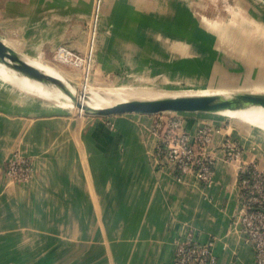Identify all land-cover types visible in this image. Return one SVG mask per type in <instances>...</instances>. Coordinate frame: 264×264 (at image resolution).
<instances>
[{
	"label": "crops",
	"instance_id": "0c3cea01",
	"mask_svg": "<svg viewBox=\"0 0 264 264\" xmlns=\"http://www.w3.org/2000/svg\"><path fill=\"white\" fill-rule=\"evenodd\" d=\"M94 3L0 0V41L22 59L39 60L69 78L74 73L60 69L59 52L87 47ZM235 3L243 7L237 19L203 17L202 30L186 18L188 0H102L111 24L98 38L100 46L140 63L147 56L161 61L170 50L169 77L197 76L204 88L264 95L263 16L253 19L244 12L246 1ZM133 14L138 33L153 39L148 53L146 42L144 48L130 39ZM162 19L169 24L156 26ZM168 32L173 51L157 37L165 40ZM0 110V264H172L173 241L189 230L200 243L213 241L216 264H255L236 220L238 163L225 162L220 148L229 138L242 149V162L263 164L264 135L246 123L225 114L179 113L191 134L200 125L218 128L207 147L215 157L214 173L204 187L192 176L178 182L156 164L149 133L154 115L85 122L46 112L29 121V114H18L12 105ZM16 149L32 165L21 183L5 174Z\"/></svg>",
	"mask_w": 264,
	"mask_h": 264
},
{
	"label": "rangeland",
	"instance_id": "374dc122",
	"mask_svg": "<svg viewBox=\"0 0 264 264\" xmlns=\"http://www.w3.org/2000/svg\"><path fill=\"white\" fill-rule=\"evenodd\" d=\"M235 1H238L239 3H241L242 1L243 2L246 1L249 7L247 5V8L246 9L244 8V12L246 11L247 15L249 14V16L253 19H256L255 17H257V15H262L263 16L262 20H264V0H188V5L190 10L186 18H188L190 21H193L195 26L197 27L199 26V28L202 30H205V28H201L202 27L201 24L203 25L202 23L203 17L210 18L215 22L216 21L218 22V20L227 21L230 15L234 17L236 16L237 19L239 17V14L241 13L240 9L241 8L243 9V7H240L238 5V8H236ZM159 11L161 12L162 10ZM163 13L164 14H162V16L167 17L169 19V16L165 15L166 12L164 11ZM103 14L104 13H102V7H101L96 26H93V20L91 18L90 25H88L89 40L87 43V47L83 49V47L80 48L79 46L74 48L71 47L69 49L70 53L77 56L78 58L77 62L72 63L71 61L68 60L66 61L62 60L59 63L62 65L60 66V69L72 71L74 73L69 78L68 77H64V78L77 89V92L80 90L81 92L90 93V92H94L95 90L100 91V90H111L116 88L135 87V88H145V89L148 88L149 90L156 92H174L173 94H179V95L181 94L203 95L206 93L208 94L212 93L209 95H217L222 98H229V96L232 95L228 92L225 93L224 91H221L219 89H209V88L201 87L200 85L201 83L199 82L197 76L191 78H185L179 75L180 73H182V71L179 70L180 66L183 65L180 59L179 61L177 60V62L179 63L177 64V67L179 69L176 71V74H178L179 76L169 77L167 73L173 74V69H171V67L173 68V63H172L173 56H171V54L169 53L170 50L169 51L166 50V52H163L164 54L167 55L163 56L164 59H162L161 61L160 60L154 61L155 56H147L145 58L146 60H144L143 63L133 61V59L130 58L128 61L127 57L124 56L122 57L120 52H115L114 54L106 53L104 47L100 46V42L98 38L100 37V35H102L103 32H106L104 29L109 27L111 23H109V21L106 19L105 14L104 15ZM137 16H138L137 14H133L131 16V21L128 23L130 26L129 36L133 43L139 44L138 41L140 40L142 42L141 43L142 45L143 42H146L147 44L146 51L148 53V48L152 47L148 43L149 42L152 43L153 39L151 40L150 38L142 37L141 34L138 33L139 27H137V23L139 21ZM153 20L154 18H152V23ZM162 20L163 21L161 23H156V26L157 25L166 26L169 24L165 22L164 19ZM196 31L197 30L195 27L193 31V36H196V34L194 33ZM149 33L151 32L149 31ZM157 37L161 39L159 41L162 46H164V44L165 45L167 44L166 46L172 48L173 51L172 40L169 39L170 37L169 32L166 33L165 40L160 38V36ZM197 38L199 37H195V39ZM173 42L177 43L175 37H173ZM137 47L138 45H136V49ZM63 50L61 52H63ZM137 53L138 52L136 51L134 52L135 55H137ZM196 56H198V54H196ZM130 57H132V55H130ZM134 58H138V56H135ZM36 61H38L39 63L41 62L39 60ZM0 87H1L0 93H2L0 94V108L2 109L5 107L7 108L9 105H12L13 107H17L18 114L20 113L29 114V116L27 117L29 121H33V119L39 118V114H43L46 112L58 113V114L68 113L69 115L81 118L85 122H87L88 120H94L102 117L87 113L85 111L80 112V110L77 107L76 109L60 108L59 106H57V104L54 101L44 100L41 99L40 97L25 96V94L19 88L13 87L10 84H4L1 82V80H0ZM80 91L78 92V94L82 95ZM13 111L16 110L14 109ZM219 114L220 115L223 114V111H221V113ZM229 118L233 119L231 117ZM255 130H257V132L259 133L262 132L260 129H255ZM261 134L264 135V133ZM21 153H22L21 150L16 149L11 153H9V155L11 154L21 155Z\"/></svg>",
	"mask_w": 264,
	"mask_h": 264
},
{
	"label": "built area",
	"instance_id": "2783aa9c",
	"mask_svg": "<svg viewBox=\"0 0 264 264\" xmlns=\"http://www.w3.org/2000/svg\"><path fill=\"white\" fill-rule=\"evenodd\" d=\"M102 0H95L92 20L96 26ZM68 51V52H67ZM69 61L78 58L67 50ZM218 128L200 125L194 133H189L179 113L163 112L154 115L149 129L153 138V156L156 164L172 171L180 182L192 176L208 187L213 177L215 157L208 150L212 135ZM220 148L224 161L238 163V217L236 218L245 242L253 248L255 264H264V163L242 162V149L231 139H224ZM30 159L24 155H9L5 163V174L10 181L21 183L31 176ZM172 264H216L213 241L200 243L197 233L189 230L185 236L173 241Z\"/></svg>",
	"mask_w": 264,
	"mask_h": 264
},
{
	"label": "bare ground",
	"instance_id": "6f19581e",
	"mask_svg": "<svg viewBox=\"0 0 264 264\" xmlns=\"http://www.w3.org/2000/svg\"><path fill=\"white\" fill-rule=\"evenodd\" d=\"M64 49V48H63ZM61 49V51L63 50ZM59 52L62 56V60L69 61V55L66 51ZM68 52V51H67ZM22 57V56H21ZM30 65L36 67L38 70L44 72L46 75L54 77L61 81L69 90L70 94L76 97V103H80L83 107H87L93 110H101L113 107L119 103H124L132 100H154L167 97H178V96H212V95H179L173 94V92H156L149 90L148 88H116L111 90H100L94 92H81L79 95L77 89L68 82L60 73L45 65L39 63L36 60L23 59ZM0 80L4 84H10L13 87L19 88L25 95L30 97H40L44 100L54 101L60 108L76 109V104L73 103L71 98L64 94L61 90L52 84H44L37 82L32 79H28L19 72L5 66L0 62ZM141 87V86H138ZM81 89V88H80ZM91 89V88H89ZM100 89V88H99ZM151 89V88H150ZM229 96V98H231ZM82 112V109H79ZM221 113V112H219ZM223 114L237 119L239 121L247 123L254 129H260L264 133V108L258 106H247L242 109L235 110H223Z\"/></svg>",
	"mask_w": 264,
	"mask_h": 264
},
{
	"label": "water",
	"instance_id": "95a60500",
	"mask_svg": "<svg viewBox=\"0 0 264 264\" xmlns=\"http://www.w3.org/2000/svg\"><path fill=\"white\" fill-rule=\"evenodd\" d=\"M0 62L5 66L19 72L28 79L44 84H52L69 96L78 109L98 115L108 117L121 114H143L156 115L163 112L184 113V112H204L219 114L223 110L242 109L247 106H258L264 108V95L250 93L232 94L231 98H222L217 95L212 96H178L167 97L154 100H132L119 103L113 107L101 110H93L83 107L77 99L70 94L67 87L58 79L46 75L36 67L30 65L19 57L9 47L0 41ZM223 116V115H222ZM255 263V262H254Z\"/></svg>",
	"mask_w": 264,
	"mask_h": 264
}]
</instances>
